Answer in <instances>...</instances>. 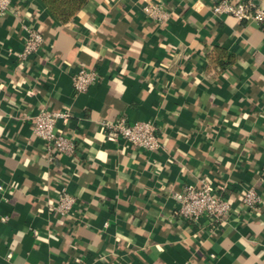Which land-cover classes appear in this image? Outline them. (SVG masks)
I'll list each match as a JSON object with an SVG mask.
<instances>
[{
  "label": "crops",
  "instance_id": "crops-1",
  "mask_svg": "<svg viewBox=\"0 0 264 264\" xmlns=\"http://www.w3.org/2000/svg\"><path fill=\"white\" fill-rule=\"evenodd\" d=\"M150 1L89 0L65 23L39 0L0 15V264H264V23L162 0L160 24ZM26 26L44 42L22 59ZM82 68L100 78L76 93ZM42 108L70 113L56 129L73 154L49 159ZM122 116L154 120L161 147L110 139L104 122ZM202 179L232 203L222 224L176 214L174 193ZM62 191L67 216L52 207Z\"/></svg>",
  "mask_w": 264,
  "mask_h": 264
},
{
  "label": "built area",
  "instance_id": "built-area-1",
  "mask_svg": "<svg viewBox=\"0 0 264 264\" xmlns=\"http://www.w3.org/2000/svg\"><path fill=\"white\" fill-rule=\"evenodd\" d=\"M11 0H0V15L10 9ZM213 13L217 15H232L239 20H256L264 23V9L254 0L232 1L217 0L213 5ZM145 14L163 24L168 21L170 13L165 9L162 0L148 2L144 6ZM26 39L23 51L19 57L26 59L29 55L40 50L44 42L42 33L33 26H26ZM100 76L96 70L82 68L73 74V88L76 93L86 91L89 86L96 83ZM70 116L68 111H52L47 108L39 110L34 117V135L41 138L47 146L49 159L56 154L71 155L76 150V143L56 129L60 118ZM106 135L113 140L123 139L135 147L145 150H156L161 147L158 126L154 120H141L129 122L122 116L116 120L104 122ZM3 187L0 186V190ZM178 201L176 214L191 222L198 223L207 218L213 226L225 222L232 209V203L222 188L214 186L208 180L202 179L198 184L185 185L180 191L174 193ZM242 204L250 211L256 210L261 202L259 193L254 188H248L242 196ZM76 204L74 195L62 191L56 198L53 209L60 216L69 215Z\"/></svg>",
  "mask_w": 264,
  "mask_h": 264
},
{
  "label": "trees",
  "instance_id": "trees-1",
  "mask_svg": "<svg viewBox=\"0 0 264 264\" xmlns=\"http://www.w3.org/2000/svg\"><path fill=\"white\" fill-rule=\"evenodd\" d=\"M89 0H39L50 16L58 23L69 21Z\"/></svg>",
  "mask_w": 264,
  "mask_h": 264
}]
</instances>
